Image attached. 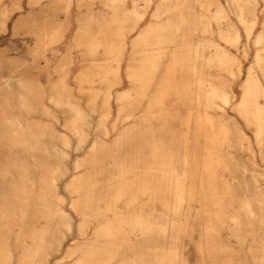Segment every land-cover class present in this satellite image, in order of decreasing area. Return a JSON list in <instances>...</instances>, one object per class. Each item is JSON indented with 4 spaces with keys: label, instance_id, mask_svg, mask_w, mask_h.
<instances>
[{
    "label": "rangeland",
    "instance_id": "obj_1",
    "mask_svg": "<svg viewBox=\"0 0 264 264\" xmlns=\"http://www.w3.org/2000/svg\"><path fill=\"white\" fill-rule=\"evenodd\" d=\"M135 3L139 5V11L145 12L146 15L144 21L133 32L126 34L128 46L121 68V82L115 85V77L109 74V82L102 83L98 77H94L96 71L92 70L90 75L94 77V84L92 86L84 85L83 89H80L77 78L81 74L89 73L93 57L98 63H103L107 58L105 49L98 44L102 39L99 19L108 18L111 12L107 7L108 1L84 0L80 7L78 1L73 0L68 19L70 22L68 32L63 39L51 42L48 35L51 32V30L49 31L51 23L54 22L56 26H62L67 18L65 13L58 8L60 4L57 0H0V103L2 102L0 104V126L5 131H0V178L3 177V180L0 179V204H3L5 196L14 202V196L10 190L11 183L17 179L16 172L27 170L30 167L27 171L35 177L34 180L38 183L43 174L46 176L52 170V174L48 173L47 179H51L57 191L54 192L52 200L47 205L52 211L59 209L65 215L62 224L57 217L45 218L47 212L42 206H38V196L36 193H32L31 196L35 199L33 202L35 204H30V209L27 211L28 218L24 219L27 223L24 226L20 224L19 214L14 209L13 213L11 212V217H7V220H10L4 219L3 221L6 226L0 225V237H8L7 246L0 248V264H9L10 261L11 264H81L82 250L90 242V239L95 240L97 236L93 223L84 224V231H79V225L83 222L79 215L82 196L78 195L75 187L69 185L74 182L75 177L85 174H94V180L100 184L99 187L102 191L106 190L104 184L112 176L119 174H125L126 177L123 180L130 185L135 184L137 186L135 188H138L136 190H139L140 187L139 191L145 189V182L161 183L166 180V183H176V177L173 179L160 178V171L150 169L152 161L148 156L152 149L147 144L154 140L166 144L167 147L163 149L162 156L173 159L170 164L174 165L175 169L171 172L167 171L168 174L178 173L182 176V173L186 172L187 177H179V182L183 184L187 194L192 193L191 198L189 200L186 197L188 203L185 201L175 210L174 207L178 205V202H176L173 193L167 194L162 191L163 195L158 194L156 183L151 187L153 189H151V193L147 191L146 194H129L130 206H126L122 202L123 212L131 220L146 219L145 217H147L146 220L155 222V230L152 235L146 236V240L143 235L141 238L142 244L145 245L144 249L148 250L146 258L143 259L142 252H137V248H134V252V249H128L122 253L120 260L113 261L112 264H141V262L146 264H169L170 262L173 264H208L205 246L208 242L207 239L213 243L219 240V244L230 246L237 254L233 258L234 264L264 263V260L259 258L264 254V135L261 142L258 141L255 133L256 128L249 126L237 111V105L243 94L242 85L248 77L249 70H252L253 75H256L260 85L264 88L263 75L255 65L257 52L264 53V0H240V5H243L242 11L233 0H198V2L186 0L185 3V12L195 23L192 24V27L196 28L190 38L191 43L193 45L205 44L202 49L204 57L214 56L219 49L237 61L232 67L234 77L216 63L208 67L204 64V60L198 62V69L203 71L204 74L201 75L205 78L202 91H210L211 85L219 87V84L224 83V89L229 92V103L224 105L221 100H216V108L209 112L216 126L225 125L230 129L231 147L225 149L228 169L221 166L212 169V172L218 175V181L208 178L210 170L207 167L211 163L206 161L208 155L204 151L205 142L198 136L199 133L195 127V114L188 115L190 112L196 111L195 99H178L174 94L167 98L165 111L169 112L171 116H167L166 127L157 116L158 109L154 118L147 114L150 100L155 94V85L147 93L143 89H136L125 75V70L132 57V49L129 45L132 44L134 37L141 34L148 25L154 22L152 15L156 10L159 9V12L162 13L166 7L173 6L175 0H126L125 9H132ZM6 13H8L7 19ZM90 13L95 16L89 29L90 37L96 40L93 42L97 47L94 49V56H92L94 47L89 50L87 41H82L79 45L74 39L78 30V19H86ZM240 16L247 22H257L255 32L249 41H246V32L244 25L240 22ZM167 18V15H163L162 20L166 21ZM19 19H25L26 22L19 28L18 34L14 35V25ZM4 25L6 32H2ZM228 26L233 27L239 36L236 47L223 40L220 35L221 31H224L223 33L226 35H232L231 31H228ZM204 28L206 31L203 33L202 29ZM44 33L46 34L43 35ZM259 36L262 39L256 43ZM69 61L72 63V67L68 77L65 78L63 69ZM162 64L165 66L166 61H163ZM186 73H178L177 78L182 75L190 78L191 75ZM108 90L112 99L110 100V114L107 116L103 103ZM125 93L129 94L130 98L125 100V109L120 113L117 98ZM93 97H95L94 100ZM67 102L78 107L84 115L83 121L76 125V127L78 126L77 131L71 124L75 115L72 113L71 107L66 104ZM260 103L264 104V101L260 100ZM142 117L143 119H141ZM137 118L139 121L135 122ZM189 118L192 119L189 123L190 130L187 128ZM9 120L13 124H10ZM34 125L37 126H35L36 129ZM147 127L154 132L155 137L146 132ZM136 131L139 132L136 133ZM141 134L145 136L144 139ZM38 137L44 140L40 139V142H37L39 141ZM186 139L189 140L188 148L184 147L183 143ZM119 141L122 142L116 145V142ZM94 143L97 144L94 145ZM144 143L146 146L143 145ZM42 146L44 149L40 150ZM122 146L124 147L122 148ZM12 147L14 148L12 149ZM107 148H111L112 151H108ZM8 150L9 152H7ZM144 151L146 156H141ZM11 155L13 157H10ZM14 158L19 161L17 159L15 161ZM139 158H142V161ZM46 162H50V164ZM21 165L26 167L20 168ZM100 165L101 167H98ZM54 167L55 169H53ZM3 168L12 169L11 173L14 174V178L3 175L1 173ZM62 170L66 172V175ZM147 174H152L153 178L145 180L142 177H135V175L146 176ZM53 175L54 178H52ZM128 178L130 179L127 180ZM212 181L215 184L218 183L216 186L220 194L228 190L232 193L224 207L226 215V225L224 224V226L218 220L217 203L221 195H214L213 189L210 187ZM70 190L72 191L69 192ZM153 195L154 197H152ZM135 198L137 199L135 200ZM142 198L144 199L142 200ZM106 200L103 198L100 203L102 208L105 207ZM250 203L253 205H251V210ZM9 206L12 207V205ZM114 218V213L110 212L108 220L111 221ZM232 220L235 221L232 223ZM95 221V219L92 220L94 224ZM134 227L135 231L138 230L136 226ZM45 228L48 229V233L44 236V248L39 255L36 254L29 259L23 257L20 247L29 244L30 237L34 232H41ZM124 230L129 233L131 227L130 229L125 227ZM84 233L85 235H82ZM236 233L239 234L240 239ZM137 234L140 235L139 232ZM207 234L214 237H207ZM112 237L113 234L109 235V239ZM129 237L135 240L136 234L129 233ZM60 243H62L61 248L59 247ZM36 245L40 244L36 241ZM199 246L201 247L199 248ZM174 248L180 257L171 261ZM256 248L257 250H255ZM199 249H203V251ZM29 252L30 249L25 247L23 253L27 255ZM23 258L27 261L22 262Z\"/></svg>",
    "mask_w": 264,
    "mask_h": 264
},
{
    "label": "bare ground",
    "instance_id": "obj_2",
    "mask_svg": "<svg viewBox=\"0 0 264 264\" xmlns=\"http://www.w3.org/2000/svg\"><path fill=\"white\" fill-rule=\"evenodd\" d=\"M57 1L60 4V5H58V8L65 13L67 18L65 19V22L62 26H56L54 24V22L51 23V28L49 29V31L51 30V32H49V34H48L49 39H51V42H52V40L58 41V40L63 39L65 34L68 32V30L70 28V22L68 19H69L70 10H71L73 0H57ZM77 1H78L79 6L81 7L82 6L81 4L84 2V0H77ZM107 1L109 3L107 5V7L110 8L111 12H110V15L108 18L103 16L104 18L99 19V25H100L99 28H101L100 33H101L102 39L99 41V44H98L105 49L107 58L105 59V61L103 63L102 62L98 63V62H96L95 57H93V61H91V68L89 70V73L81 74L77 78L80 89H83L84 85L92 86L95 82L94 77H98L102 83H108L109 82V78H108L109 74H112L115 77V79H116L115 85H118L121 82V68H122V63L124 61L126 48L128 46L126 34L128 32H133L145 19V15H146L145 12H140L139 11V5H137L136 3L134 4L132 9H125L126 0H106V2ZM193 1L198 2V0H193ZM233 1L238 5L239 9L242 11L243 5H240V0H233ZM185 3H186V0H175V3L173 4V6L166 7V9L162 13L159 12V9L153 13L152 16L154 18V22H152L150 25H148L146 27V29L141 34L135 36L131 42L132 44L129 45V46H131V49H132V57H131V62L127 65L128 67L125 70V75H126L127 79L130 81V83L135 85L136 89H139V88L143 89L147 93L155 85V94H153L152 99L150 100L149 107L147 109V114H149L151 117L154 118L156 115V110L158 109L157 116L160 120H162L164 122V126L167 125V121H166L167 116L168 117L171 116L169 112L165 111V107H166L165 100L167 98L171 97L174 94V95H177L178 99H187V100L189 98L195 99L194 101L196 103V108H195L196 111L190 112L188 115L191 116V115L195 114V116H196L195 127L198 130V132H197V133H199L198 136H200V139H203L205 142L204 151L208 155L206 157V158H208V160H206V161H208V163H211L210 166H208V167L206 166L207 169L210 170L208 172V178L212 179L214 181L215 179L218 178V175L216 173L212 172L213 168H216V166L217 167L221 166L224 169H228L226 167L227 162L225 159V156H226L225 155V149H226V147H228V148L231 147L230 138H229L230 129L225 125L216 126L215 121L212 119V116L210 115L209 112H210V110L214 111V109L216 108L215 107L216 100H221L224 105H227L229 103V92L226 91L227 89L226 90L224 89V86H225L224 83L219 84V87L217 85H211L210 91H205V92L202 91V90H204L203 83L205 81V78H204V76L201 75L203 73V71L201 70L202 71L201 72L198 69V62H199V60H204V64L208 67L211 66L213 63H216L218 66L222 67L225 71H227L232 77H234L232 67L236 64L237 61L235 58L231 57L230 55L226 54L224 51L219 50V49H217L214 56L204 57L202 49H203V47H205V44L200 43L197 45H193L191 43L190 38L193 35V33H195L196 28L192 27V24H195V23L192 22L193 20H191L185 12V10H186ZM148 5H149V3H148ZM163 15L168 16L166 21L162 20ZM241 15H242V13H241ZM7 18H8V13H6V19ZM94 19H95V16H93L92 13H90L86 19H78V30H77L75 38H74L75 41L78 42L79 45L81 44L82 41H87L88 46H89V50L92 47H94L92 49V51H94V53L92 52V56H94V54H95L94 49H97V47L94 46V43H93L96 40L95 39L93 40L90 37L91 31L89 32L90 25H91V23H93ZM239 19L245 28L246 41H249L255 32L257 22L256 21H254L253 23L247 22L241 16ZM25 22H26L25 19H19L16 21V23L14 25V35L18 34L19 28H21ZM127 25H128V28H127ZM205 31H206L205 28L202 29L203 33ZM228 31L229 32L231 31L232 35H230V34L226 35V33H223L224 31H221L220 35H221L223 40H225L226 42H228L231 45H233L234 47H236L238 44V41H239L238 40L239 36L237 35V32L235 31V29L233 27L230 28V26H228ZM2 32H6V26L5 25L2 29ZM46 33H44L43 35H45ZM261 39H262V37H260V36L257 37L256 43H259L261 41ZM37 46H38V40H37ZM163 61H166L165 66H163V64H162ZM255 65L260 70L261 74L263 75V79H264V53H261L260 51L257 52V54L255 56ZM71 67H72V63L69 61V63L63 69L64 73H65V78L68 77V74L70 72ZM92 70L96 71V74L94 75V77H92L90 75ZM186 72H188L191 75L190 78H188V76H183V75L180 78H177L178 73H186ZM8 86H9V84H8ZM3 89H4V87H3ZM242 89H243V94L241 95L242 98H241L239 104L237 105V111L241 115V117L248 123L249 126H254L256 128L255 133H256L257 139H258V141L261 142L262 138L264 137L263 136L264 135V104H261L260 100L264 101V88L260 85L259 79L256 77V75H253L252 70H249L248 77L245 80V82L243 83ZM110 95L111 94L109 93V90H108L107 94L105 96L104 103H103L104 110H105L107 116L110 114V110H111L110 109V103H111L110 100L112 99L111 98L112 95L111 96ZM129 98H130L129 94H127V93L122 94L117 98V101H118L119 107H120V113H122L124 111L125 100L129 99ZM92 99L94 100L95 97H93ZM132 102H133V100H132ZM66 104L71 107L72 113H74V115H75V119H72L71 124L73 126V129L77 131L78 126L76 127V125L78 122L83 121L84 115L82 114V112L80 111V109L78 107L72 106L69 102H67ZM16 105H17V101H16ZM190 105H192V103H190ZM134 106H137V105L134 104ZM220 108H222V107H220ZM134 110H132V111H134ZM135 115H137V114H135ZM16 118H18V117H16ZM103 118H104V116H103ZM137 119L135 120V122L139 121V119L138 120ZM141 119H143V117ZM191 120L192 119H190V118L187 120L188 130L191 129L190 124H189L191 122ZM2 122H4V121H2ZM9 122H10V124H13L12 121L9 120ZM133 123H134V121H133ZM35 126L36 125H34V128H35ZM141 126H143V125H141ZM131 127H130V129L132 130ZM0 129H1V126H0ZM80 129H81V127H80ZM2 130H3V127L0 131H2ZM11 130H12V128H11ZM22 130H23V128H22ZM30 130H32V129H30ZM8 131H10V130H8ZM2 132H5V131L3 130ZM138 132L136 131V133H138ZM146 132H148L149 135H151L152 137H155L154 132L151 131L149 127H147ZM11 133H12V131H11ZM78 133H80V132H78ZM40 134H42V133H40ZM142 134H143V132H142ZM142 134H141V137L145 138V136H142ZM33 135L35 136V134H33ZM128 135H129V133L127 134V136ZM17 136H18V134H17ZM40 136L42 137L44 135H40ZM47 137H48V135H47ZM125 137H126V135L123 136V140ZM38 139H39V141H37V142H40V139H42V138L38 137ZM42 140H44V139H42ZM150 140H152V139L150 138ZM25 141H27V140H25ZM120 142H122V141L116 142V145H119ZM137 142H139V141H137ZM183 143H184V147L188 148L189 140L186 139ZM95 144H97V143H94V145ZM38 145H39V143H38ZM143 145H145V143ZM147 145L149 148L152 149L151 154L149 153L150 156H148V157H150V159L152 161V166L150 167V169L160 171L161 172V174L159 176L160 178L173 179L174 177H176V179H177L176 183L175 182L173 184L171 182L166 183L165 182L166 180H164V182H161V183L155 182L156 184L154 182H145L144 183L145 189L143 188L141 191H139L141 189L140 187H139V190H136L138 188H135V186H136L135 184L130 185V183L123 180V178L126 177L125 174H119L118 176H112V178L110 180H108L106 184H104L106 187V190H104L102 188L104 190V191H102L101 188L99 187L100 184L94 180L95 175L94 174H89V175L85 174L83 176L75 177L74 182H72L69 185L71 187H75L76 190L78 191L77 192L78 195L82 196V198L80 199L81 200V204H80L81 213L79 215L82 217L83 222L81 223V225H79V231H84L83 230L84 224L93 223V225H95V235L97 236V238L99 237V239L96 238L95 240L90 239V242L82 250L81 264H112L113 261L121 259L122 253H124L125 250H128V249L132 250L134 248L138 249V250H136L137 252H142L143 259L148 256V250L144 249L145 245L142 244L141 238L143 235V237H145V240H146V236L148 234L152 235V232L155 230V222L152 220H146L147 217H145L146 219L138 218L137 220H135V219L131 220V219H129L130 217L129 218L127 217V214H125V212H123V210H122L123 207H122L121 203L123 202V203H125L126 206H130V201H128L129 194H139V193L140 194H142V193L146 194L147 191H149L151 193L152 192L151 187H153L155 184V186L158 187V189H157L159 192L158 194L163 195L162 191H164L167 194L173 193L174 197L176 198V202H178V205H176L174 207L175 210H177V207L181 206L186 201V197H187V199L189 198V200H190L192 193L189 192L187 194L184 190L183 184H181V182H179V177H181V178L187 177L186 172H183L182 176L179 175L178 173H176V174L175 173H173V174L169 173L168 174V172H167V171L171 172V170H173L175 168L173 167L174 165L172 166L170 164L173 159L171 160V158H165L162 156L163 149L164 148L166 149V147H167L166 144H163V143H160V142L154 140L152 142H148ZM99 146H100V144H99ZM101 146H103V145H101ZM123 147L124 146H122V148ZM126 147H127V145H126ZM148 147H147V150H148ZM13 148L14 147H12V149ZM142 148H139V149L141 150ZM6 149H8V148H6ZM42 149H44V146H42V148H40V150H42ZM19 150H21V149L19 148ZM36 150H38V149H36ZM45 150L47 151V149H45ZM109 150L112 151L111 148L108 149V151ZM144 150H145V148H144ZM22 151H23V148H22ZM98 151H99V149H98ZM113 151H114V149H113ZM132 151H131V153H133ZM137 151H138V147H137ZM7 152H9V150ZM27 152H28V150H27ZM98 153H101V152H98ZM144 153H145V151L142 152L141 156L144 155ZM9 154H8V157H9ZM12 154H14V153H12ZM34 154H36V153L34 152ZM40 154H42V153L40 152ZM111 154H112V152H111ZM129 154H130V152H129ZM50 155H53V154H50ZM109 155H110V152H109ZM109 155H108V157L110 158ZM136 155H135V157H136ZM169 155H170V153H169ZM17 156H18V154H17ZM106 156H107V154H106ZM144 156H146V155H144ZM8 157H6V158H8ZM10 157H13V156L11 155ZM104 158H106V157H104ZM16 159H15V161H16ZM135 159H137V158H135ZM150 159H148V160L150 161ZM9 160H11V159H9ZM33 160H35V159H33ZM51 160H52V157H51ZM140 160L142 161V158ZM55 161L57 162V160H55ZM97 161H98V159H97ZM149 161H148V163H149ZM181 161H183V160H181ZM50 162H52V161H50ZM50 162H48V163L50 164ZM15 163H17V162H15ZM122 163H124V162H122ZM28 164H29V162L27 163V165ZM126 164H128V163H126ZM140 164L143 165L142 163H140ZM23 165H24V161H23ZM34 165H36V164H34ZM10 166H13V165H10ZM90 166H92V165H90ZM103 166H104V164H103ZM24 167H26V166L22 167V165H21L20 168L24 169ZM98 167H101V165ZM3 169L4 170L1 172L3 175H5L7 177L10 176V178H12V179L14 178V174L11 173L12 169L11 170H10V168H3ZM28 169H30V167ZM53 169H55V167ZM27 170L24 169L23 171L16 172L17 179L13 180L15 182L11 181L12 182L11 183L12 188H11V190L10 189L9 190L11 191L12 195L14 196V199H13L14 202H12L11 198L9 199V197L5 196L3 198L4 199L3 204H0V225L2 224L3 226H6L5 224H3L4 219H6V221L10 220V219L7 220V217L10 218L12 213H13V210L15 209V210H17L16 213L19 214L18 217L21 220L20 224L24 226L27 223L26 222V220H27L26 218H28L27 211L30 209V206H31L30 204H35V203H33L35 199H33L31 196L32 193H36L38 196V198H37L38 199L37 202L39 203L38 206H42V208L47 212L45 218H49L51 216L57 217L59 219L60 223L62 224L63 221L65 220V215L63 214V212L59 209L52 211L50 206L47 205V203L50 200H52V196H53L54 192L57 191L54 187L55 184H53L51 179L50 180L47 179L49 174L53 171L51 170L50 173L48 172L49 174L47 173L46 176L44 174L41 177L39 176L40 181L38 183H36V181L34 180L35 177L33 175H30L28 173L29 171H27ZM101 170H102V168H101ZM145 170H147V168ZM15 171H16V168H15ZM63 173H65V175H66V172L63 171ZM31 174H32V172H31ZM154 174H155V172H154ZM187 174H188V172H187ZM129 176H130V174H129ZM130 177H132V176H130ZM135 177H142L146 180L147 178H149V179L153 178V175L152 174L151 175L147 174L146 176L145 175H135ZM1 178L3 180V177H1ZM52 178H54V175ZM57 178L60 179V177H57ZM84 179L87 181L84 182L83 181ZM129 179L130 178H128L127 180H129ZM97 180H99V179H97ZM4 181H6L5 178H4ZM130 181H132V180H130ZM208 181H211V180H208ZM213 181L211 182L210 187L213 189L214 195L215 196L221 195V198L219 197L220 200L219 201L217 199L216 200L218 201L217 207L219 208L218 220L224 226V224L226 225V222H225L226 221V215L224 213V207L227 205L226 202L229 200L228 198L231 197L232 193H231V191L228 190V191L223 192V194H220L218 192V189L216 186V184H218V183L215 184V183H213ZM217 181H218V179H217ZM201 182H203V181H201ZM1 184H2V182H1ZM201 185H202V183H201ZM71 191L72 190H70L69 192H71ZM33 196H34V194H33ZM206 196H208V195H206ZM152 197H154V195ZM103 198H105V200L107 199L105 201V207L104 208H102V206L100 205ZM136 199L137 198H135V200ZM143 199L144 198H142V200ZM151 201H152V199H151ZM249 202H251V201H249ZM7 203L9 205H12V207L9 206ZM186 203H188V202L186 201ZM134 205H136V204H134ZM251 205L252 204L250 203V210H251V207L253 206V205L252 206ZM244 207H245V205H244ZM241 210H242V207H241ZM110 212H113L115 215V218L111 221L108 220V215L110 214ZM134 214L135 213H133V215ZM246 214H247V212H246ZM142 216H143V214H142ZM148 218H150V217H148ZM24 219H26V220L24 221ZM93 219L96 220L95 224H94V222H92ZM1 220H2V222H1ZM234 221L235 220H232V223ZM134 226H136V228L138 230L135 231ZM234 226L235 225L233 224V228H234ZM125 227H127L129 229L131 227V230L129 231V233L136 234L135 240L131 239L129 237V233H126V231L124 230ZM137 232H139L140 235H138ZM47 233H48V229H46V228L41 232L40 231L34 232L33 236L30 237L31 243L29 242V244H27L26 246L20 247L22 249L20 252L21 255H23V257H26L28 259L35 256L36 254L39 255V253L44 248L43 247L44 246V236ZM111 234H113V237L109 239V235H111ZM82 235H85V233ZM236 235H238V238H239V234L236 233ZM210 236L207 234V237H210ZM238 238H236V239L238 241H240L239 240L240 238L239 239ZM140 240H141V242H140ZM36 241L40 245H36ZM206 241H208V242L206 244L205 243L204 244L207 248V249L206 248L205 249L207 250L206 255L208 256V262H207L208 264H231V263H233V258L237 254L233 251V249H231L230 246L223 245L222 243L219 244V240L216 243H213L212 241H209L208 239ZM213 241H214V239H213ZM243 242H244V240H243ZM202 243H203V241H202ZM7 244H8V237L7 236L6 237H0V248L3 246H7ZM240 245H242V244H240ZM254 245H255V241H254ZM25 247L30 249V252L27 255L23 253ZM59 247L60 248L62 247V243L59 244ZM200 247L201 246H199V248ZM242 247H243V245H242ZM203 249L202 250L199 249V250L203 251ZM258 249L260 250V248H258ZM255 250H257V248ZM134 251H135V249L133 250V252ZM260 252L263 253L262 251H260ZM179 257H180V255L178 254L177 250L174 248L173 252L171 254V261H173ZM256 258H258V257H256ZM259 258L264 260V254ZM260 259H258V260H260ZM258 260H257V263H258ZM24 261H27V260H25V258H23L22 262H24ZM234 263H235V261H234ZM9 264H11V261ZM24 264H26V263H24ZM141 264H146V263L141 262ZM169 264H173V262H170Z\"/></svg>",
    "mask_w": 264,
    "mask_h": 264
}]
</instances>
